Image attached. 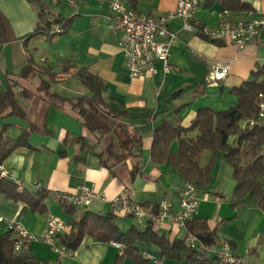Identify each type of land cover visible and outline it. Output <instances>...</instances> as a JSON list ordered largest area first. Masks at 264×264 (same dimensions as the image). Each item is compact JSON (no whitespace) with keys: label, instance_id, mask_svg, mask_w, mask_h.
<instances>
[{"label":"crops","instance_id":"1","mask_svg":"<svg viewBox=\"0 0 264 264\" xmlns=\"http://www.w3.org/2000/svg\"><path fill=\"white\" fill-rule=\"evenodd\" d=\"M40 1L44 4L46 16L72 18L62 34L50 38H44L42 33L35 34L38 8L28 0H0V10L19 38L0 44V92L6 88L5 73L19 74L28 60L39 68L35 85L23 86L19 79L21 85L15 87L25 118L0 119V131L4 127V134L11 138H16L22 129L34 126L27 145L18 146L3 161L9 173V178L5 179L20 182L22 189L17 187V191L23 190L24 199L15 200L0 193V217L16 218L25 230L38 235L44 231L50 215L67 223V230L60 234L63 235L69 231L71 221L80 219L85 212L101 216L116 212L118 227L123 232L133 225L143 228L146 223L138 224L133 217L112 208L113 199L125 185L133 191L132 202L146 204L151 211L164 198L170 201L171 212L176 213L184 179L168 162L155 164L151 161L153 130L163 121L175 124L177 119L181 126L188 127L202 107L223 111L234 106L237 97L230 90L251 79L252 73L264 65V29L243 49L224 40L211 43L200 37L197 31L216 26L220 13L224 11L231 20L257 18L264 14V0H204L188 21L192 30L185 29V21L180 18L170 20L168 29L176 33L177 40L169 57L171 72L165 78L160 72L135 78L128 75L125 57L119 47L120 34L109 28L110 0ZM176 3V0H127V5L134 11L149 15L173 10ZM240 3L248 7L240 8ZM226 61L231 63L228 75L218 83L210 84L211 67ZM67 64L71 66L70 72L62 73ZM46 68L63 76L62 80L51 83V90L66 98L89 93L71 73L87 69L103 80L102 95L109 106L129 113V118L117 122L136 126L143 138L140 173L133 179L129 176L131 160L127 166L118 165L111 171L102 165L97 153L107 145L108 136L98 141L97 135L83 126L69 104L57 107L39 98L36 87L41 78L47 79L43 71ZM195 135V131L187 134L188 137ZM230 141L236 142V137L231 136ZM171 149H177V140L173 141ZM208 157V151L202 153L201 165H205ZM224 162L222 154L217 153L208 184L197 187L199 203L194 218L206 219L216 237L215 244L207 249L205 256L216 258L219 242L226 240L235 255L246 257L253 264H264V212L258 207L257 200L249 196L236 205L232 204L235 181L226 165L228 163ZM36 183L41 184L40 189L34 187ZM81 186L92 187L105 198H94L85 206L70 208L52 197L54 192L74 193ZM39 195L45 206L42 211L33 209L26 201ZM154 228L171 239H184L187 231L170 217L154 224ZM4 231L6 226L0 223V233ZM136 248L140 256L142 251L148 250L159 257L151 246L137 244ZM122 253L123 247L118 248L111 241L97 240L86 234L73 256L66 261L68 264H151L135 255ZM24 254L39 264L57 263L56 253L41 240L30 242ZM162 261L163 264H183L165 258Z\"/></svg>","mask_w":264,"mask_h":264},{"label":"trees","instance_id":"2","mask_svg":"<svg viewBox=\"0 0 264 264\" xmlns=\"http://www.w3.org/2000/svg\"><path fill=\"white\" fill-rule=\"evenodd\" d=\"M28 1L38 8L39 21L34 33L46 32L50 24L44 12L43 2ZM239 6L248 7L244 3H240ZM71 21L72 18L55 19V22L64 29L69 27ZM197 34L211 43H218V40H210L204 35L202 29H199ZM18 39L9 20L0 10V44ZM38 69L28 60L19 74H4L6 88L0 92V119L11 116L25 118V111L17 100L15 87L21 85L19 79L35 76ZM70 70L71 66L67 64L63 67L62 73H68ZM43 71L47 79L41 78L38 82L36 94L39 98L57 107L69 104L83 126L97 135L98 141L108 136L107 145L97 153L102 165L111 171L118 165L127 166V162L131 160L133 164L129 170L130 178L133 179L140 173L142 135L136 126L117 122L129 118L130 115L126 111L113 109L105 101L102 95L103 80L85 68L74 70L71 73L81 81L89 93L66 98L51 90V83L62 80L63 76L51 72L50 68ZM230 92L237 97V102L227 110L215 111L209 107H202L188 127L181 126L178 119L175 124L163 121L156 126L152 133L150 159L155 164L168 162L184 180H189L198 187L208 184L214 156L221 153L225 162L232 167V177L235 181L233 188L235 200L232 204L236 205L239 200L249 196L257 200L258 207L264 212V128L252 130L241 128L244 119L255 117L259 94L264 95V65L252 73L251 79L232 88ZM3 128L0 131V163L18 146L27 145L28 136L34 130V126H30L22 129L16 138H11L4 134ZM191 131H195L196 135L188 137L187 134ZM231 136L236 137V142L230 141ZM175 140L177 149L173 151L171 144ZM205 151L209 152V157L205 165H201V155ZM14 188L16 190L12 191ZM22 191H17L14 182L0 178V193H5L15 200H23ZM41 197L39 195L26 201L33 209L42 211L45 206L41 204ZM62 206L75 208L63 204ZM141 206L148 210L146 204ZM151 211L158 212V206H153ZM186 229L197 237L202 247L192 249L183 239H171L159 234L152 222H147L143 228L133 225L123 232L118 227L116 212L111 211L105 216L85 212L80 219L71 221L67 233L60 235V244L75 250L83 236L89 234L97 240L117 241L123 247L122 255H135L136 258L148 263L151 262L138 253L137 244L153 247L161 260L162 258L177 260L183 264H220L217 258L209 259L205 256L207 249L216 242L215 233L209 229L207 220L192 218L186 222ZM0 264L39 263L25 254H16L13 249L12 233L6 230L0 233Z\"/></svg>","mask_w":264,"mask_h":264},{"label":"built area","instance_id":"3","mask_svg":"<svg viewBox=\"0 0 264 264\" xmlns=\"http://www.w3.org/2000/svg\"><path fill=\"white\" fill-rule=\"evenodd\" d=\"M176 8L165 13L149 15L134 11L127 5V0H110L109 6V28L113 33L120 34L119 47L122 50L128 75L131 78L161 73L165 78L171 72L170 53L171 48L177 40V35L168 29V22L175 18L184 20L183 27L192 30L190 21L195 9L204 0H176ZM71 3H73L71 1ZM55 17L47 16L49 29L42 33L44 38H50L62 34L65 29L55 22ZM264 29V14L250 20H231L227 12L220 13L216 26L204 27L202 31L210 40H224L243 49L254 41L258 33ZM231 63L226 61L214 64L208 75V82L216 84L223 80L229 73ZM242 129L264 128V95L259 94L257 112L255 117L246 118L241 122ZM0 178H9V173L4 165L0 163ZM14 183L21 190L20 182L15 179ZM36 189L41 188L40 183L34 185ZM133 191L130 186L125 185L121 192L113 199V210H121L124 215L133 217L138 224L161 222L165 217H170L176 224L186 228V222L194 218L197 213L199 198L197 186L184 180L179 199V209L172 213L171 203L167 199H161L158 204V212L145 210L140 204L131 201ZM52 197L63 205L82 207L90 203L94 198L104 199L103 193L94 188L81 186L74 193L54 192ZM0 223H4L6 230L11 231L13 236V249L16 254H24L30 242L41 240L57 255L56 264H68L67 259L73 256L74 250L58 244L59 235L67 230V223L60 217L50 215L42 234H34L25 230L21 222L14 219L0 217ZM184 243L196 249L203 245L197 237L186 231ZM111 244L121 248L117 241ZM215 255L220 264H253L246 257L235 255L228 241L219 242ZM142 257L152 264H163V261L149 252L142 251Z\"/></svg>","mask_w":264,"mask_h":264},{"label":"rangeland","instance_id":"4","mask_svg":"<svg viewBox=\"0 0 264 264\" xmlns=\"http://www.w3.org/2000/svg\"><path fill=\"white\" fill-rule=\"evenodd\" d=\"M37 78H38L37 75L29 77V78H22L21 79V84L23 86H26V87L31 86V85L33 86L37 82V80H38ZM224 164H226V162H224ZM226 165L228 166L230 172L232 173L231 167L228 164H226ZM123 229H124V227H123ZM208 255H210V254H208Z\"/></svg>","mask_w":264,"mask_h":264}]
</instances>
